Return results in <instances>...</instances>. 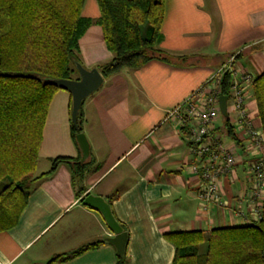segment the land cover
<instances>
[{"label":"crops","instance_id":"1","mask_svg":"<svg viewBox=\"0 0 264 264\" xmlns=\"http://www.w3.org/2000/svg\"><path fill=\"white\" fill-rule=\"evenodd\" d=\"M164 2L158 47L172 60L155 59L103 76L101 88L82 107V129L90 144L84 163L72 133L71 94H55L26 207L16 226L0 232V264H118L115 247L106 242L115 233L99 210L82 203L90 194L109 202L127 232V264H173L176 248L170 234L242 223L231 210L206 209L200 201L202 180L192 171L197 158L189 130L169 115L232 58L239 71L255 77L264 72V0ZM81 16L90 24L76 56L88 70L99 69L114 55L98 23V0H85ZM247 106L261 127L253 92ZM228 117L234 128V115ZM224 122L221 116L217 132L233 142ZM237 152L241 158L234 177L221 182L222 199L247 211L250 158L241 147ZM59 157L80 160L83 171L75 177L73 165L61 163L44 175Z\"/></svg>","mask_w":264,"mask_h":264},{"label":"trees","instance_id":"2","mask_svg":"<svg viewBox=\"0 0 264 264\" xmlns=\"http://www.w3.org/2000/svg\"><path fill=\"white\" fill-rule=\"evenodd\" d=\"M84 2L0 0V232L17 225L35 179L30 178L37 168L49 107L61 90L48 80L79 79L74 77L78 73L75 62H79L76 52L79 39L90 24L81 16ZM98 3V23L106 46L114 55L111 62L99 66L105 78L155 59L172 60L158 47L164 0ZM231 82V74H225L222 93L228 97ZM252 91L264 133V72L256 76ZM223 118L226 135L243 148L229 117ZM82 125L81 109L79 130L72 123L75 140L83 132ZM61 163L72 164L75 177L83 171L80 160L59 157L44 175L53 173ZM168 238L176 248L173 264H264V206L257 222L208 232H176ZM205 243L207 249L201 253L200 247ZM73 256H58L55 260ZM118 264H127L126 257L120 258Z\"/></svg>","mask_w":264,"mask_h":264},{"label":"built area","instance_id":"3","mask_svg":"<svg viewBox=\"0 0 264 264\" xmlns=\"http://www.w3.org/2000/svg\"><path fill=\"white\" fill-rule=\"evenodd\" d=\"M233 60L232 58L231 61ZM231 61L220 67L203 89L197 91L183 106L173 110L169 116L177 118L181 127L189 130L187 134L191 151L197 158L192 171L202 180L198 197L205 208H228L242 223L250 224L261 219L264 206V133L261 127L254 124L247 106L256 77L235 69ZM228 73L232 76L228 97V103L232 101V106H228L227 117L234 115L236 134L239 140L245 142L243 149L250 158L247 211L239 206L229 208L222 199L221 192V182L234 177L235 167L241 158L237 152L240 147L235 142L223 141L222 134L216 132L217 121L222 116L219 106V98L223 95L222 81Z\"/></svg>","mask_w":264,"mask_h":264},{"label":"water","instance_id":"4","mask_svg":"<svg viewBox=\"0 0 264 264\" xmlns=\"http://www.w3.org/2000/svg\"><path fill=\"white\" fill-rule=\"evenodd\" d=\"M75 68L79 74V79H50L48 82L57 88L71 94L72 123L76 130L78 127V117L83 107L84 101L97 92L104 83V77L97 68L88 70L80 62H75ZM220 111L223 117L228 114V96L222 95L219 98ZM76 141L82 154L81 162L84 163L90 157V144L86 135L82 132L77 134ZM83 205L99 210L110 229L115 233L113 238H107L106 242L112 244L119 258L125 257L128 241V234L124 228L114 218L109 202L100 196L88 195L83 200Z\"/></svg>","mask_w":264,"mask_h":264},{"label":"rangeland","instance_id":"5","mask_svg":"<svg viewBox=\"0 0 264 264\" xmlns=\"http://www.w3.org/2000/svg\"><path fill=\"white\" fill-rule=\"evenodd\" d=\"M231 104H232V101H230L229 102V106H231ZM33 178H35V173L34 174H32V176H31V180L33 179ZM29 184V183H28ZM227 202V201H226ZM227 204H228V206H229V208H232V206L231 205H229V203L227 202ZM228 210V208H223V210ZM240 224H244V223H240ZM206 249H207V244L205 243V244H203V245H201V247H200V252L201 253H204L205 251H206Z\"/></svg>","mask_w":264,"mask_h":264}]
</instances>
